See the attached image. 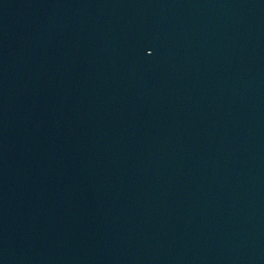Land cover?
<instances>
[{"label":"water","instance_id":"95a60500","mask_svg":"<svg viewBox=\"0 0 264 264\" xmlns=\"http://www.w3.org/2000/svg\"><path fill=\"white\" fill-rule=\"evenodd\" d=\"M0 264H264V0H0Z\"/></svg>","mask_w":264,"mask_h":264}]
</instances>
